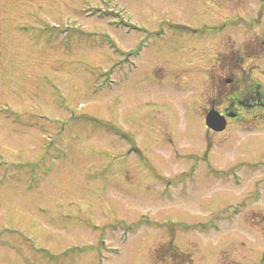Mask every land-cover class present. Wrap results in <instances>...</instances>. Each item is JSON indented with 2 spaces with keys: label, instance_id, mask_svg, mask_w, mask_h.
Segmentation results:
<instances>
[{
  "label": "rangeland",
  "instance_id": "1",
  "mask_svg": "<svg viewBox=\"0 0 264 264\" xmlns=\"http://www.w3.org/2000/svg\"><path fill=\"white\" fill-rule=\"evenodd\" d=\"M254 64L264 0H0V264H264V115L205 123Z\"/></svg>",
  "mask_w": 264,
  "mask_h": 264
},
{
  "label": "flooded vegetation",
  "instance_id": "2",
  "mask_svg": "<svg viewBox=\"0 0 264 264\" xmlns=\"http://www.w3.org/2000/svg\"><path fill=\"white\" fill-rule=\"evenodd\" d=\"M227 58L228 56L225 58V60H227ZM237 59L238 58H234V56L231 57V61L234 60L237 62ZM257 66L258 65L254 64V67L249 71L243 67V70H245L244 72L238 71V73H235L234 71H231L229 76L220 74L221 76L218 77V80L214 82V92H216V98L223 96V99L221 102H219L220 109L213 105L211 107L217 108V110L225 116L227 124L229 121L233 123L240 116H243L241 111L253 113L257 111L259 114L264 115V82L259 81L257 77L252 76L253 70L258 68ZM216 87H218V90ZM246 88L252 90L255 93L253 98L254 102H252V100L249 101L243 98V95H240L246 90ZM236 95H238V97H235ZM222 105L223 107L221 108ZM260 121L264 120L261 119ZM167 253L168 254H165L164 256L169 255L175 261V264L194 262V257L190 256L189 253H185L182 249L180 250L178 248H173ZM209 256L213 257L214 259L217 258V261H219L220 264H228L225 261L227 260V257H225L226 253L209 254Z\"/></svg>",
  "mask_w": 264,
  "mask_h": 264
},
{
  "label": "water",
  "instance_id": "3",
  "mask_svg": "<svg viewBox=\"0 0 264 264\" xmlns=\"http://www.w3.org/2000/svg\"><path fill=\"white\" fill-rule=\"evenodd\" d=\"M205 121L206 124L214 130H222L226 124L224 116L213 109L207 112Z\"/></svg>",
  "mask_w": 264,
  "mask_h": 264
},
{
  "label": "trees",
  "instance_id": "4",
  "mask_svg": "<svg viewBox=\"0 0 264 264\" xmlns=\"http://www.w3.org/2000/svg\"><path fill=\"white\" fill-rule=\"evenodd\" d=\"M240 95H243V98H245V99H247L249 101L252 100V102H254L253 98L255 96V93L252 90H249L248 88H246V90ZM235 97H238V95H236Z\"/></svg>",
  "mask_w": 264,
  "mask_h": 264
}]
</instances>
